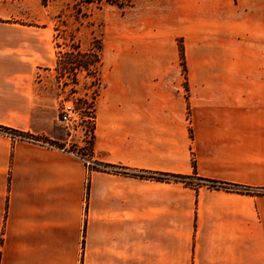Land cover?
I'll list each match as a JSON object with an SVG mask.
<instances>
[{
    "label": "crops",
    "instance_id": "obj_1",
    "mask_svg": "<svg viewBox=\"0 0 264 264\" xmlns=\"http://www.w3.org/2000/svg\"><path fill=\"white\" fill-rule=\"evenodd\" d=\"M149 12L102 60L87 159L124 166L104 170L65 148L41 27L0 11V124L54 141L0 132V264H264V192L131 174L194 162L264 190V0H151Z\"/></svg>",
    "mask_w": 264,
    "mask_h": 264
},
{
    "label": "rangeland",
    "instance_id": "obj_2",
    "mask_svg": "<svg viewBox=\"0 0 264 264\" xmlns=\"http://www.w3.org/2000/svg\"><path fill=\"white\" fill-rule=\"evenodd\" d=\"M151 0H131L129 5L113 4L90 5L85 14L75 17L65 8L62 0H54L43 5L40 0H0V11L6 9L11 17L9 22L19 29L26 26L41 27V42L44 43L45 56L53 52L51 68L41 67V86L53 93V112L55 121L68 139L65 148L88 158L94 121L86 116H94L95 99L103 85L101 80L102 60L117 56L120 41L133 39L132 30L140 24V16L147 23ZM142 20V21H143ZM35 26V27H34ZM182 47V48H181ZM80 51V63L90 68L93 62L91 53H98L101 60L93 72L76 68L68 63L69 52ZM179 56L183 46L178 40ZM184 67L183 58H181ZM74 68V69H73ZM47 69V71H45ZM69 100L75 107L77 129L69 133L59 121L60 104ZM94 118V117H93ZM56 144L64 145L63 143ZM192 183L196 181H191Z\"/></svg>",
    "mask_w": 264,
    "mask_h": 264
},
{
    "label": "trees",
    "instance_id": "obj_3",
    "mask_svg": "<svg viewBox=\"0 0 264 264\" xmlns=\"http://www.w3.org/2000/svg\"><path fill=\"white\" fill-rule=\"evenodd\" d=\"M40 1L43 5H46L48 2L54 0H40ZM62 2L65 4V8L69 10L70 14H72L75 17H79L84 15L85 14L84 10L88 6L93 4L95 5L113 4L117 6H123V5H129L131 3V0H62ZM91 54L93 55V62L92 63L90 62L89 64L92 65V68H90L87 63L85 65L80 63L79 56L81 55V53L77 49L74 53L73 52L67 53V55H70V58L67 59V62L74 64L73 66H76V68H83L86 71L93 72L94 75L95 72L97 71L96 65H99L101 60L99 58L98 53H91ZM180 57L183 58L182 51L180 52ZM0 132L6 133L13 137L38 140L41 142H48L50 144L54 143V141L50 140L45 136L33 135L29 132L14 129L1 124H0ZM92 137H93V132H92ZM90 152H92V141L90 145ZM93 166L94 168L100 167L103 168L104 170H110L117 165L104 163V162H94ZM192 166H193V171L190 174H175V173H166V172H158V171H150V172L141 171V172H133L131 174L139 177L152 178L156 180L180 181L183 184L192 186L194 188H197L199 186H205L208 188L223 189L227 191H235L245 194H259L264 192V190L254 189L252 187L238 183L225 182V181L199 176L195 172L194 162H192ZM117 167L120 169L124 168V166H117ZM123 172L128 173L127 171H123ZM193 180L196 182L192 183L191 181Z\"/></svg>",
    "mask_w": 264,
    "mask_h": 264
},
{
    "label": "built area",
    "instance_id": "obj_4",
    "mask_svg": "<svg viewBox=\"0 0 264 264\" xmlns=\"http://www.w3.org/2000/svg\"><path fill=\"white\" fill-rule=\"evenodd\" d=\"M59 121L63 123L65 129L71 133L75 129H77L78 124L75 118V107L69 100H62L60 104V115H59ZM94 116L88 115L86 118L91 120L92 122L94 121ZM86 165H94V163L86 158Z\"/></svg>",
    "mask_w": 264,
    "mask_h": 264
}]
</instances>
